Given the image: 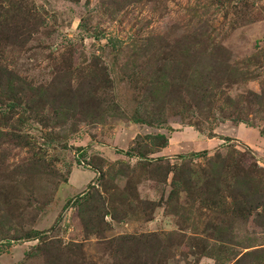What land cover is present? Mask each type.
<instances>
[{"label":"rangeland","instance_id":"1","mask_svg":"<svg viewBox=\"0 0 264 264\" xmlns=\"http://www.w3.org/2000/svg\"><path fill=\"white\" fill-rule=\"evenodd\" d=\"M235 109L263 125L264 0H0V264H264V206L207 181L251 147L264 200Z\"/></svg>","mask_w":264,"mask_h":264},{"label":"trees","instance_id":"2","mask_svg":"<svg viewBox=\"0 0 264 264\" xmlns=\"http://www.w3.org/2000/svg\"><path fill=\"white\" fill-rule=\"evenodd\" d=\"M241 114L242 111L241 109H235V111H233L230 115H228L225 118H234L233 120H239L240 122H244L247 125L251 126V127H256L254 126L252 123L248 122L246 118H241ZM135 122H143L142 119H134ZM259 134L264 138V123L263 125H261L260 127L257 128ZM138 137V136H137ZM146 137L149 138H158V139H162V141H160V143H158V148L164 147L166 145L167 142V138L163 133H157L154 135H146ZM141 141L139 138L136 139L133 142V145H131L129 152L127 153L128 155L131 154L132 151H135L137 157L141 158L144 160V162L152 163L153 161L159 162L161 160H164V157H159V158H153V157H149L148 154L154 153L155 152V148L154 149H148L145 151H139L137 150V148H142V149H146V146L148 145V143H144L143 145L141 144ZM246 151L244 153H239L241 155L242 158L244 159H235L233 161H230V156H228L229 154H227L226 156L222 155L220 152H217L215 154L214 157L210 158V163L212 165V170L210 171V175H213V173H217L216 176H213L212 179L210 178L209 180H207L209 183H213V184H220V180H217V178H221L225 176L224 174H230L227 175V180L224 182V184H228L229 187H231L232 189H234L237 192H240V194H243V206L241 208H247L248 212H250V210L254 209V208H258L260 206H264V200L261 199L263 196V189L260 183V178L256 177V175L258 174V171L256 170V167L248 164V156L251 158H254V153L253 151L249 148L246 147ZM192 155L195 156H199V155H205L207 156V153L205 151H202L201 153H193ZM247 161V164L244 166L242 161ZM256 166V165H255ZM172 171V169H169L168 172ZM189 174L191 175V173L189 172ZM190 177H188V179H184L182 181V188L186 191H190L191 190V185L189 183ZM174 181V180H173ZM172 181V182H173ZM251 193H259L260 195L258 197H253L251 196ZM239 194V195H240ZM250 194V195H249ZM248 196H250V198H247ZM235 204V203H234ZM237 210V209H236ZM235 210V211H236ZM32 235H28L31 236V238L36 239L38 238V235L40 234V232L38 231H32Z\"/></svg>","mask_w":264,"mask_h":264},{"label":"crops","instance_id":"3","mask_svg":"<svg viewBox=\"0 0 264 264\" xmlns=\"http://www.w3.org/2000/svg\"><path fill=\"white\" fill-rule=\"evenodd\" d=\"M241 125L239 124V127L237 126H233V127H226L225 130L229 131L230 134L236 138H239L245 142H247L250 146V144H257V145H264V138L259 134L257 128H253V127H249L246 128L244 127H240ZM234 128V129H232ZM254 132L256 133L257 137H254ZM253 133V136L252 134ZM249 134H251L249 136ZM252 147H256V146H252ZM76 188V187H74Z\"/></svg>","mask_w":264,"mask_h":264}]
</instances>
